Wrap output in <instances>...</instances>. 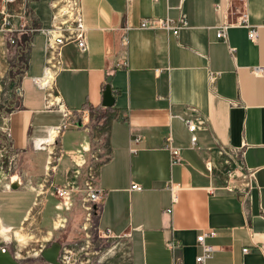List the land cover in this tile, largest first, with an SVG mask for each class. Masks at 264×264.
Segmentation results:
<instances>
[{"label":"crops","instance_id":"obj_1","mask_svg":"<svg viewBox=\"0 0 264 264\" xmlns=\"http://www.w3.org/2000/svg\"><path fill=\"white\" fill-rule=\"evenodd\" d=\"M22 4L42 30L16 34L18 46L29 41L28 60L17 106L6 117L8 132L17 151H36L28 165L38 166L39 176L55 149L51 175L71 197L88 171H96L105 192L95 225L113 235L96 230L99 238L87 240L94 247L85 263L197 264L196 237L215 229L204 239L215 246L204 264H264V73L255 71L264 67V0H77L87 50L75 43L61 47L52 84L60 100L53 106L50 90L32 82L46 75L48 0H19L10 9ZM243 13L256 28L255 40L240 25ZM145 17L184 20L186 26L178 34L140 28ZM224 24L226 38L217 39ZM108 78L115 100L104 106ZM77 110L89 116L81 125L73 123ZM176 114L193 118L194 147ZM64 120L52 142L36 144ZM169 136L180 147L181 161L174 164L165 146ZM101 146L106 156L96 162ZM247 171L253 176L245 186ZM170 180L178 184L174 202ZM134 182L141 188H130ZM2 202L10 212L30 204ZM0 215L11 230L16 216ZM170 239L180 243L174 254L165 246Z\"/></svg>","mask_w":264,"mask_h":264},{"label":"rangeland","instance_id":"obj_2","mask_svg":"<svg viewBox=\"0 0 264 264\" xmlns=\"http://www.w3.org/2000/svg\"><path fill=\"white\" fill-rule=\"evenodd\" d=\"M11 11L14 10L11 9ZM40 30L42 29L40 28ZM24 33L34 34L36 32ZM37 42H39V37H37ZM17 43L16 36L15 43L9 44L0 35V214L8 217L16 216L15 225L9 231L10 240L0 237V247L6 248L18 260L26 264H49L40 256V251L51 242L58 241L61 244V254L64 252L63 248L76 249L77 260L75 264H87L84 258L92 255L90 250L94 247L87 240L95 241L99 238L94 217L97 206L95 205L94 208L95 203H93L94 212L88 215L82 199L85 196V191L80 187L72 191L71 206L68 209H58L56 212L54 210L56 206L54 208L53 203L58 202V197L51 193L54 189L53 185L50 184L51 181L56 184L55 178L53 179V175L49 172L46 173V171H43L39 176V167L34 168V166L28 165L30 161L34 162L37 159L36 151L32 153L17 151L10 140L6 117L17 106L16 101L20 96L18 86L27 65V47H29V41L21 44L23 45L21 47ZM54 61L49 65L55 64ZM102 148L105 149L104 146H101L98 150L100 154L96 157V162L101 161L106 156ZM50 155L49 159L53 163L55 149ZM33 170L36 175L28 176L29 171ZM13 175L22 177V181L16 189H12L10 185L7 187ZM60 178L61 174L56 175L57 180ZM47 198L49 199L48 202L46 201ZM2 201L21 204L22 208L28 203L30 204L27 209L21 208L20 212H10ZM45 202L46 208L44 207ZM24 216L26 220L23 221ZM41 217L43 220L39 222ZM59 218H61L62 223L55 227ZM1 222L4 226H8L3 221ZM20 229L25 234L24 240L17 238L15 234ZM49 230L51 235L47 239Z\"/></svg>","mask_w":264,"mask_h":264},{"label":"built area","instance_id":"obj_3","mask_svg":"<svg viewBox=\"0 0 264 264\" xmlns=\"http://www.w3.org/2000/svg\"><path fill=\"white\" fill-rule=\"evenodd\" d=\"M19 0H0V35L1 38L5 42L9 44L15 43V36L19 32H38L41 31L39 27H37L33 23V19L29 17V14L22 4L17 11L13 12L10 9V6L14 3H17ZM25 1V0H22ZM157 1V0H154ZM48 6L51 12V20L52 24L49 28L44 29V34L47 37L46 41V49L48 53V60L49 63L55 60L60 54V49L63 45L68 43H75L79 51L84 52L87 50V43H86V31L87 28L84 24V19L82 13L78 10L77 0H49ZM17 19V20H16ZM240 25L249 27L248 30V38L250 40H255L257 36L256 28L250 27L247 24V15L243 13L241 15ZM186 26V22L184 20L175 21L170 17H145L140 19L139 27L140 28H163L167 31H172L174 34H178L179 30ZM228 25H220L219 29L216 32L217 39H225L226 38V29ZM47 63V66L49 65ZM55 66V64L49 65V67ZM53 69L55 67H52ZM255 71L259 73H264V67H257ZM214 73H210L209 77L214 78ZM32 82L40 87H44L40 81V78L33 77ZM63 113L66 114L67 110L62 109ZM180 117L185 125L187 126L188 130L190 131L189 136V145L190 147L195 146V142L197 139L196 133L194 129L196 125L192 117L184 116L181 114H176ZM87 111L85 110H77L74 113V122L76 123L77 120H82L83 118H87ZM57 126L59 131L62 130L66 126L65 120L61 124L53 125ZM48 134V128H47ZM139 137L136 136L134 141L137 142ZM165 146L169 150V158L170 163L174 164L176 162H180V147L176 146L172 143V137L169 136ZM135 149V148H133ZM207 166H210V162L206 161ZM53 169V163L50 159L46 160L45 164V171L46 173L49 172L51 174V170ZM253 176V171H247L242 174V178L244 179L245 186L249 185V179ZM53 185L52 194L58 197V202L56 204L57 208H65L68 209L71 206V190L64 185L53 184V181L50 182ZM8 185L10 183L8 182ZM171 192V200L172 202L176 199V189L178 188V184L169 181L167 184ZM132 189H140L141 186L138 183H132L130 185ZM83 190L85 191V196L82 197L84 201V206L88 211V215L91 214L93 211L92 204L95 203L97 208L99 209L101 198L104 195V189L100 187L97 181V174L96 171H88L87 177L84 179V186ZM167 213L171 212V208L166 209ZM98 227L96 226V230L98 231ZM100 230V229H99ZM101 235L104 237H110L113 235V232L110 229L100 230ZM216 234L215 229H209L207 231L202 232L200 235L196 237V242L201 245V253L196 256L195 260L197 264H204L205 260L211 257L212 253L215 250L214 245H209L204 242L205 237L207 236H214ZM165 246L174 254L176 250L179 248L180 243L174 239H170L165 241ZM64 252L59 256V261L61 264H75L77 257L76 249L72 248H63ZM261 250L264 255V246H261ZM243 252H247L248 248H243Z\"/></svg>","mask_w":264,"mask_h":264},{"label":"water","instance_id":"obj_4","mask_svg":"<svg viewBox=\"0 0 264 264\" xmlns=\"http://www.w3.org/2000/svg\"><path fill=\"white\" fill-rule=\"evenodd\" d=\"M110 78L107 80V84L102 92V100L101 103L104 106H111L114 103L115 97L112 94V89L110 87ZM77 125H81V120L76 121ZM20 183L19 176L13 175L10 179V186L12 189L18 188ZM95 208V204L93 206ZM61 244L58 241L51 242L47 247L41 249L40 256L49 264H61L58 261V255ZM0 264H26L18 260L15 255H13L6 248L0 247Z\"/></svg>","mask_w":264,"mask_h":264},{"label":"bare ground","instance_id":"obj_5","mask_svg":"<svg viewBox=\"0 0 264 264\" xmlns=\"http://www.w3.org/2000/svg\"><path fill=\"white\" fill-rule=\"evenodd\" d=\"M56 58V57H54ZM52 62V61H51ZM47 63H49V60H47ZM56 66V65H55ZM55 66H51L47 67V64H46V67H45V71H46V75L44 76V78L40 79L42 85L44 87H46L47 89H49V98H48V101H49V105L53 106L55 104H58L59 103V97L58 96H55L52 89H53V78H54V74L55 73V70L52 68V67H55ZM47 68V69H46ZM48 134L49 136L47 137L46 140H36V144H39V142H44V141H50L52 142L55 137L59 134V129L58 127H52L50 129H48ZM85 146H87V144H85ZM40 147V146H39ZM246 169V168H245ZM7 187H9V185H7ZM96 205V204H95ZM97 208V207H96ZM96 210V209H95ZM64 220V219H63ZM61 218H59L57 221H56V226L55 227H58L61 225ZM23 229V228H22ZM22 229L20 230H17L15 232L17 238L21 239V240H24V235L23 232H22ZM25 230V229H24ZM10 229L5 227L4 225H2V222H1V218H0V237L4 238L5 240H8L9 239V232ZM50 235H51V232L48 233V237L47 239L50 238ZM10 240V239H9ZM60 253H61V249L59 250V255H58V261H59V256H60ZM60 262V261H59Z\"/></svg>","mask_w":264,"mask_h":264},{"label":"trees","instance_id":"obj_6","mask_svg":"<svg viewBox=\"0 0 264 264\" xmlns=\"http://www.w3.org/2000/svg\"><path fill=\"white\" fill-rule=\"evenodd\" d=\"M23 46V45H22ZM83 178H84V170L81 172V185L83 184ZM53 207L55 208V204L53 203ZM56 212H58V209H54Z\"/></svg>","mask_w":264,"mask_h":264},{"label":"flooded vegetation","instance_id":"obj_7","mask_svg":"<svg viewBox=\"0 0 264 264\" xmlns=\"http://www.w3.org/2000/svg\"><path fill=\"white\" fill-rule=\"evenodd\" d=\"M60 249H61V247H60Z\"/></svg>","mask_w":264,"mask_h":264}]
</instances>
